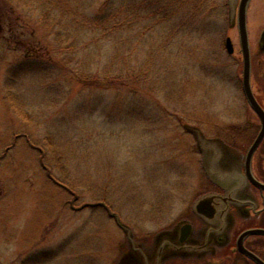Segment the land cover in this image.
<instances>
[{
  "label": "rangeland",
  "instance_id": "1",
  "mask_svg": "<svg viewBox=\"0 0 264 264\" xmlns=\"http://www.w3.org/2000/svg\"><path fill=\"white\" fill-rule=\"evenodd\" d=\"M229 1L115 0L116 34L110 0H0V264H143L133 241L151 256L183 221L207 229L193 207L218 189L205 166L218 174L197 139L245 158L259 130L241 54L225 49ZM253 165L264 180V146ZM99 202L128 231L105 207L79 209ZM261 221L239 220L232 240ZM233 244L166 264H253Z\"/></svg>",
  "mask_w": 264,
  "mask_h": 264
},
{
  "label": "water",
  "instance_id": "2",
  "mask_svg": "<svg viewBox=\"0 0 264 264\" xmlns=\"http://www.w3.org/2000/svg\"><path fill=\"white\" fill-rule=\"evenodd\" d=\"M250 0H243L240 12H239V32L241 35V42H242V54H243V79H242V88L245 95V98L251 107V109L256 113L258 116L260 123H261V129L258 133L257 137L249 147L246 157H245V179L249 182V184L254 185L258 189L264 191V183L260 182L253 174L252 171V161L255 152L258 150L260 144L264 140V110L257 101L256 97L254 96V93L252 91L251 86V63H250V48L248 44L247 39V28H246V9L247 5ZM228 52L231 54L233 52L232 47L227 41L226 45ZM186 128L192 132L194 135H196L197 129L194 126L189 127V125L186 126ZM198 144L201 145L202 142H204L203 152L209 150V155H211V164H214V167L216 168V172L220 173L217 169V163L220 159H222L224 156H221L222 151L224 150L225 153H227L228 158L234 157L229 149L225 147V144L219 142V140L214 139H205V138H198L197 139ZM222 147V148H221ZM202 148V147H201ZM221 152V153H220ZM212 153V154H211ZM230 155V157H229ZM225 160L227 159L224 157ZM206 164V163H205ZM205 166V165H204ZM206 172H210L208 177L211 179V181H214V174H216L211 167H206ZM220 177L223 178L222 180L228 178L232 179L233 177H225L224 174L221 172ZM245 179H243L245 181ZM220 185H224L227 187V190L230 191L232 187H234L233 182H219ZM234 200L232 197L224 196V195H218L217 193H208L201 197L197 202L195 203L193 207V212L196 216H198L202 221L208 223V227L206 230H203V237L204 241L202 243L197 242L194 238V225L191 221H183L181 226L179 228L172 230V231H165L161 233L158 236V243L156 244V248L158 247V250L156 252V249L154 251V255H145L142 250L143 248H140L138 245L134 244L133 241L132 247L136 251V253L140 254V259L143 261V264H150V260H153L154 264H160L161 261H164L170 256H204L211 251L215 252L213 247L207 248L209 243H216V241H219L221 237H218L217 240L215 238V235L219 233L220 236L223 237L222 244H225L227 242V234L229 232V227L226 226V217L228 216L229 212V206L230 203H233ZM92 206H101L105 207V209L109 212V215L111 218L115 219L117 225L124 229L125 231H128V229L120 223L119 218L116 214H113L110 212V209L106 206L105 203L99 202L96 204H85L79 209H83L86 207H92ZM219 217V219L222 221V225L218 227H213L212 224L215 222V218ZM251 236H264V229L263 228H254V229H248L244 231L237 239V250L245 255L247 258L252 260L256 264H264V261L257 256L255 253L247 249L244 245L245 240L248 237ZM210 240V241H209ZM213 249V250H212ZM156 252V254H155ZM122 264H139L137 260L134 261L131 257H125Z\"/></svg>",
  "mask_w": 264,
  "mask_h": 264
},
{
  "label": "flooded vegetation",
  "instance_id": "3",
  "mask_svg": "<svg viewBox=\"0 0 264 264\" xmlns=\"http://www.w3.org/2000/svg\"><path fill=\"white\" fill-rule=\"evenodd\" d=\"M242 2H243V0H230L229 1V3H228V16H229L228 30L225 32V34H223V36L226 38L225 39L226 51L228 52V50L226 48V44H227V41H229L233 52L231 54L229 52L228 53L232 57H234L236 50H239L237 52H239V54H241V58H242V62H243L242 42H241V35L239 32V26H238L239 12H240V7H241ZM258 11H260V13H262V15L264 16V0H250L248 5H247V9H246V28H247V39H248V44H249V48H250L251 86H252V90H253V93H254L257 101L259 102V104L261 105V107L264 110V25L262 26L261 30H259V32L254 34V36H255L254 41H252V39L250 38L252 34H251L250 26H249L251 15L255 16V13L259 14ZM234 43L236 46L234 45ZM255 67L260 69V74H257V73L255 74L253 72ZM240 81H241V87H242V80H240ZM249 108H250V106H249ZM260 129H261V125H260V121H259V130L257 132V135L260 132ZM257 135L255 136V138L257 137ZM255 138L253 139V141L255 140ZM253 141H252V143H253ZM262 146H264V140L260 144L258 150ZM257 151L255 152V154L257 153ZM246 154H247V152H246ZM246 154H245V157H246ZM255 154H254V157H255ZM232 155L234 157L228 158L227 153H225V151L223 150L221 153V156H224L227 159L225 160L224 157L222 159H220L217 163V169L220 173L222 172L225 177H227V176L235 177V179H236V176H237V178L239 177V179L241 178L243 180V179H245V174H244L245 173V158H243L242 154H239V155L232 154ZM229 157H230V155H229ZM254 157H253V160H254ZM253 166L254 165H253V161H252V171H253L254 176L260 182L264 183V180L255 173ZM209 173H210L209 171H208V173H206L207 176L209 175ZM220 173H217L218 174L217 177H216V175H214L215 183H214V181H211L218 188L217 191H214V193H217L218 195H224V196L227 195L229 197H232V199L234 200L233 203H230L229 212H228L229 214L226 217V223H225L226 226L229 227V232L226 235L228 239H227V242L225 244H222L221 242H222L223 237L220 236L218 233L217 235H215V238L217 240L218 237H221V239L219 241H216V243H214V244L209 243L207 248L213 247V249L216 250L215 247H217V249L219 250L221 248L224 249V248L230 247L234 243L233 247H231V248H232L233 255L236 256V262H238L240 259H247L248 261L252 262L253 264H256L252 260H250L249 258H247L245 255H243L242 253H240L237 250V239L244 231H246L248 229H254V228H263L264 229V225H262L263 221H261L258 224H252V225H250V227H247V228H244L243 230H241L238 233V235L236 236L235 240H232V238H231V236H232L231 230L235 227V225L237 224V222L239 220L251 221L252 223H254L255 220H257L258 218H260V219L262 218V216L264 214V191L258 189L254 185L249 184V182L246 179H245L244 183H242V182L241 183L240 182L234 183V187H232V189H230V191H228L226 186L220 185L219 183H217V181L224 182L222 180L223 178H221L219 175ZM253 190H256L257 192H259L261 200H262V204L259 202V199L257 198L256 194L251 193V191H253ZM202 222H204V221H202ZM204 224H206V226L208 227L207 222H204ZM212 225H213V227L219 228L222 225V221L219 219V217H216L215 222ZM203 233H204L203 229H200V232L198 234L196 233V230H195L194 231V238H197L198 235H200V237H203ZM251 237H255V236H251ZM251 237H248L245 240L244 245L247 249H249L250 251L255 253L257 256H259V254H257L256 250H252L249 247L250 245L248 242H249V239ZM209 256H211L213 259H215V257L217 256V252L216 253L213 252V254L208 253L204 256H198V255L189 256V257L178 256V255L177 256H170L167 259H165L164 261H161L160 264H166L168 261H170V259L179 258V257L185 258V259L195 258L197 260H203L204 258H207ZM259 257L264 261V259L261 256H259Z\"/></svg>",
  "mask_w": 264,
  "mask_h": 264
},
{
  "label": "trees",
  "instance_id": "4",
  "mask_svg": "<svg viewBox=\"0 0 264 264\" xmlns=\"http://www.w3.org/2000/svg\"><path fill=\"white\" fill-rule=\"evenodd\" d=\"M113 2H115V0H110V2H109V7H110V13H109V16H113V19H109V17H108V20H107V22L109 23V25H110V27L108 28V33H116L117 34V30H118V28H119V25H118V22H114L113 23V20L118 16L117 14H116V11H115V6H114V3ZM106 22V23H107ZM100 23V21L99 20H95L94 21V26L95 27H97V26H99L98 24ZM105 25V24H104ZM104 25H103V27H104ZM108 34H106V36H107ZM104 38L105 39H107L105 36H104ZM108 40V39H107ZM126 42H127V44H129V46H131L132 45V43H133V39H129V40H126ZM69 179H71V177H69V175H68V173H66L65 172V176L60 180V181H58V183H60V184H70L71 182H70V180ZM70 186V188H68V189H70V191L71 192H73L74 193V190H75V188H74V185L73 184H70L69 185ZM72 189V190H71ZM262 225H264V222H263V224ZM259 240H264V237H261V236H256ZM256 246H258V245H256ZM252 250H255V248L254 247H251V246H249ZM257 252V251H256ZM257 254H259V256H261L263 259H264V255H262V254H260V253H258L257 252Z\"/></svg>",
  "mask_w": 264,
  "mask_h": 264
}]
</instances>
